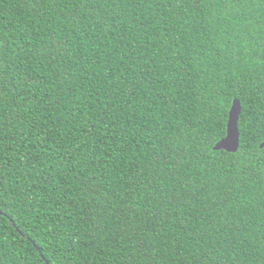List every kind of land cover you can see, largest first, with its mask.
Instances as JSON below:
<instances>
[{
	"label": "trees",
	"instance_id": "obj_1",
	"mask_svg": "<svg viewBox=\"0 0 264 264\" xmlns=\"http://www.w3.org/2000/svg\"><path fill=\"white\" fill-rule=\"evenodd\" d=\"M263 142L264 0H0V264H264Z\"/></svg>",
	"mask_w": 264,
	"mask_h": 264
},
{
	"label": "water",
	"instance_id": "obj_2",
	"mask_svg": "<svg viewBox=\"0 0 264 264\" xmlns=\"http://www.w3.org/2000/svg\"><path fill=\"white\" fill-rule=\"evenodd\" d=\"M240 113H241L240 100L238 98H234L232 100V104L228 112V118L226 123V134L224 137H222L219 141L215 143V145L213 146V150H225L226 152L229 153H235L238 150L239 136H240L239 128H238V120ZM263 145L264 142L260 146L262 147ZM35 247L38 249L37 246Z\"/></svg>",
	"mask_w": 264,
	"mask_h": 264
}]
</instances>
